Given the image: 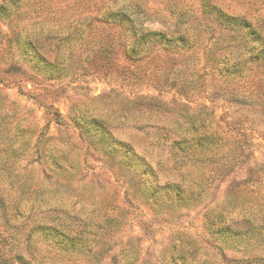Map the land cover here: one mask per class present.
<instances>
[{
	"label": "rangeland",
	"instance_id": "obj_1",
	"mask_svg": "<svg viewBox=\"0 0 264 264\" xmlns=\"http://www.w3.org/2000/svg\"><path fill=\"white\" fill-rule=\"evenodd\" d=\"M261 79L264 0H0V264H264Z\"/></svg>",
	"mask_w": 264,
	"mask_h": 264
},
{
	"label": "trees",
	"instance_id": "obj_2",
	"mask_svg": "<svg viewBox=\"0 0 264 264\" xmlns=\"http://www.w3.org/2000/svg\"><path fill=\"white\" fill-rule=\"evenodd\" d=\"M233 26H237L236 24H232ZM241 25L243 27H248V24L246 22H243L241 23ZM248 30H250V28L248 27L247 28ZM182 40V39H181ZM238 64H240V62H237L235 65L233 66H237ZM255 91H257V96L258 98H260L261 100L264 98V79H261V82H258L256 85H255ZM204 140V138H202ZM202 139H199V140H202Z\"/></svg>",
	"mask_w": 264,
	"mask_h": 264
}]
</instances>
